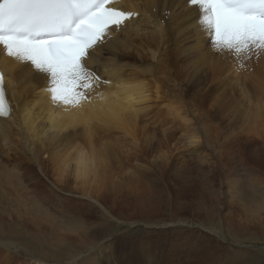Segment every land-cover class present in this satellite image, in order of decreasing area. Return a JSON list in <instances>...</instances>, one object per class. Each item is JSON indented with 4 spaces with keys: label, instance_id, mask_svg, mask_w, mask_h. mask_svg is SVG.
<instances>
[{
    "label": "bare ground",
    "instance_id": "obj_1",
    "mask_svg": "<svg viewBox=\"0 0 264 264\" xmlns=\"http://www.w3.org/2000/svg\"><path fill=\"white\" fill-rule=\"evenodd\" d=\"M113 4L140 16L109 33V42L91 53L87 63L112 84L90 76L78 103L53 101L50 74L0 45V69L14 109L10 119H0V264H55L46 253L18 254L16 231L10 229L16 221L17 229L28 227L25 234L71 247L62 264H101L102 254L107 264H156L155 254L168 240L153 223L166 212L172 214L170 224L179 226L196 222L195 214L217 221L208 228L198 220L208 232L192 227L188 235L170 239L172 264H190L191 258L196 264L214 262L219 249L213 252L209 232L223 240L226 233L264 238V49L238 56L213 47L190 0ZM232 90L243 97L241 107ZM236 100L240 110L232 112ZM186 141L201 150L181 156ZM55 203L76 224L74 232L57 225L56 215L45 209ZM93 212L122 225L147 222L148 236L138 243L145 258L127 255L132 242H99L98 230L89 227ZM5 230L12 235L3 242ZM154 232L156 237L149 236ZM245 253L236 249L233 260L244 264Z\"/></svg>",
    "mask_w": 264,
    "mask_h": 264
},
{
    "label": "snow or ice",
    "instance_id": "obj_2",
    "mask_svg": "<svg viewBox=\"0 0 264 264\" xmlns=\"http://www.w3.org/2000/svg\"><path fill=\"white\" fill-rule=\"evenodd\" d=\"M110 0H0V45L50 74L53 101L79 102L90 87L82 63L106 30L139 15L105 8ZM213 47L238 56L264 49V0H190ZM219 50V49H217ZM11 114L0 73V116Z\"/></svg>",
    "mask_w": 264,
    "mask_h": 264
},
{
    "label": "rangeland",
    "instance_id": "obj_3",
    "mask_svg": "<svg viewBox=\"0 0 264 264\" xmlns=\"http://www.w3.org/2000/svg\"><path fill=\"white\" fill-rule=\"evenodd\" d=\"M190 70H194L195 67L194 66H190L189 67ZM202 74H199L198 76H201ZM197 77V76H196ZM236 99L240 100V107L242 106V101H243V97H241L240 93H238L237 91L235 90H232L231 92ZM236 100V103H234L232 105V112H238L240 110V108L238 109L237 108V101ZM238 109V110H237ZM237 110V111H236ZM180 136V135H179ZM180 152H181V156L183 157H190L189 155L192 154L193 151H195V153H198L201 149L200 148H195L194 147H191L189 142H184L180 147ZM190 153V154H189ZM195 166V167H194ZM193 168V171H192V174L193 175H196L197 174V171H198V168H196V165H192ZM84 201H86L85 198H83ZM264 200V199H263ZM33 201V200H32ZM54 206V207H53ZM60 206V208H59ZM58 207V208H57ZM62 206L57 203L55 204H50V205H46V210H51L53 215H56L55 216V222L56 224H60V225H63V226H67L66 228L69 230V232H74V230L77 229V226L74 222H72L69 218H67V214H64L65 211L63 208H61ZM56 208V209H55ZM55 209V210H54ZM63 209V210H62ZM42 211V210H41ZM42 213V212H41ZM58 213V214H57ZM170 216H169V214ZM195 214V213H194ZM93 215H95L94 217H92L91 220H89V227L92 228V230H98V240L99 242L103 241V240H106L107 238H116L117 239V242H120L121 244L123 242H132L131 244L134 245V250L132 252H129L127 253V255H130L132 253H134L135 255H137L141 260H143L145 258V255H144V252H143V249H140L141 246L139 245L140 244V241L142 238H145L148 236V234H146V229H148V226H146V223L147 222H144L142 224H140L139 222L141 221H130L128 224H124L122 225V223H120L119 221H115V220H101L99 219L98 217L96 216H99V213H96V212H93ZM186 215V214H185ZM187 215H190V214H187ZM67 216V217H66ZM172 214L170 212H166V215L165 217L163 218L164 220L162 221H155L153 224L155 225L156 223V226H158V228L162 229V230H165V239L168 240L167 243L164 244V246L162 247V249L155 254V258H154V261L156 262V264H172L171 262V258H170V251H171V248H170V244H171V241L170 239H173V237H176L177 234H179V238L181 236H184L186 235L187 232H191L190 229L193 227L194 229H196L195 231H205V232H208L207 229L208 228H216L217 226H215L217 224V221L216 222H213L215 220L213 219H205L203 220L202 219H199V217L197 216V214L194 215V218H195V221L199 220L198 222H202L204 223L206 226L205 227H208L206 229H204L203 227H200L199 225H196L198 224V222H194V221H185V223H182V224H185L184 226H179L177 222H173L172 224H174L175 226H173L172 224H170V222L172 221V218H171ZM184 216V215H182ZM180 216V217H182ZM179 217V221L181 220V218ZM122 218H125V217H122ZM127 218V217H126ZM193 218V219H194ZM133 220H137V219H133ZM167 223L168 226L166 227H161L163 223ZM201 220V221H200ZM203 220V221H202ZM213 220V221H212ZM183 221V220H182ZM206 221V222H205ZM212 221V222H211ZM17 222V221H16ZM16 222L13 224V226L10 228L13 232L16 231V234H14L13 236H15V238H12V240L20 245H18L20 247V251H19V255L21 254L22 257L24 256H31L29 258H32V257H41L43 256V254H47L49 257H55V260H52L54 261L55 264H62V261H66L67 257H68V252H71V247L69 246H66V247H57L56 245H54L52 243V240L53 239H49L48 237H45V236H40L36 233H29V234H25L24 232H27V226L26 225H21L18 229L16 228ZM64 222V224H63ZM69 224H68V223ZM107 222V223H106ZM136 222V224H134ZM92 223H95L96 225H93ZM109 223V224H108ZM148 223H152V221L148 222ZM196 223V224H195ZM214 223V224H213ZM177 224V225H176ZM187 224V225H186ZM74 225V226H73ZM82 226L85 227L84 224H81ZM98 225V226H97ZM212 225V226H211ZM72 226V227H71ZM169 226L173 227V228H169ZM214 226V227H213ZM14 227V228H13ZM69 227V228H68ZM88 227V225H87ZM16 228V230H15ZM24 228V229H23ZM180 228V229H179ZM181 228H183L181 230ZM192 228V229H193ZM8 229V230H10ZM20 229V230H19ZM86 229V227L84 228ZM193 229V230H194ZM198 229V230H197ZM8 230H5L4 231V235L2 237V241L3 242H6L5 240L11 238V235H12V231H11V234H10V231L8 232ZM100 231V232H99ZM112 231V232H111ZM114 231V232H113ZM153 231V230H152ZM179 231V232H178ZM181 231H183L182 234ZM7 232V233H6ZM119 232V233H118ZM145 232V233H144ZM222 234L224 235L225 234V231L222 230L221 231ZM143 233V234H142ZM174 233V234H173ZM181 233V234H180ZM187 233V235L189 234ZM8 234V235H7ZM24 234V235H23ZM33 234V236H32ZM141 234V235H140ZM209 236L211 237V239H213V243L215 245V248L213 249V252L216 250L219 251L218 252H215L216 254H214V256L216 257L215 258V261L214 262H211V264H223L225 261L227 264H242V263H238V262H235L234 259V252L236 251H240L241 249L247 251V254L245 253V255H243V261H244V264H253V262H255V264H264V238H262L261 240H257L256 237L254 238L253 235H251V233H242L240 234L239 236H237V239L232 237L231 235L229 234H225L223 237H224V240L221 239L218 235L214 234V233H211L209 232L208 233ZM23 235V236H22ZM127 235V236H126ZM17 236V237H16ZM25 236V237H24ZM30 236V237H29ZM120 236V237H119ZM136 238H135V237ZM142 236V238H141ZM145 236V237H144ZM149 236H154L156 237V234L155 232L152 234V235H149ZM231 236V237H229ZM248 236V237H247ZM19 237L20 240H19ZM106 237V238H105ZM119 237V239H118ZM126 237V238H125ZM135 239H134V238ZM140 237V238H139ZM247 237V238H246ZM252 237V238H251ZM25 238V241H22L23 239ZM45 238V239H44ZM124 238V239H123ZM129 238V239H128ZM133 238V239H132ZM5 239V240H4ZM215 239V241H214ZM240 239V240H238ZM244 239V241H243ZM256 239V241H255ZM31 240V241H30ZM46 240V241H45ZM122 240V241H121ZM196 241H201V238L200 239H195ZM263 240V241H262ZM139 241V242H138ZM251 241V242H249ZM136 242V244H134ZM221 244V246L217 247L216 246L219 244ZM237 242V243H236ZM29 243V244H28ZM33 243V244H31ZM110 243H113V242H109V246L111 245ZM139 243V244H138ZM240 243H243L241 245H238ZM248 243V244H247ZM120 244V245H121ZM223 244V245H222ZM29 245V246H28ZM140 247H139V246ZM246 245V246H245ZM28 246V247H26ZM31 246V247H30ZM88 246V245H87ZM52 247H54L55 249L53 250ZM139 247V248H138ZM221 247V248H220ZM63 248V249H62ZM224 248V249H222ZM32 249V250H31ZM189 250V248H187ZM31 250V251H30ZM113 250H114V245H113ZM190 250H193V248L190 247ZM25 251V252H24ZM73 251V250H72ZM82 251V249L80 250ZM80 251H75L76 253L75 254H78L80 253ZM224 251V252H223ZM250 251H252L250 253ZM28 252V253H27ZM31 252V253H30ZM90 250L87 251V253H89ZM221 254H220V253ZM226 252H228L227 255ZM86 253V252H85ZM120 253V252H119ZM191 253V252H190ZM218 253V254H217ZM231 253H233L231 255ZM45 254V255H46ZM54 254H58L59 257L57 258V256H55ZM186 254V253H185ZM224 254V255H223ZM187 255V254H186ZM227 255V256H226ZM220 258H219V257ZM224 256V257H222ZM27 258V259H29ZM88 256H86L85 258L83 259H87ZM219 258V260H218ZM230 259H232V261H230ZM249 259V260H248ZM104 260V261H103ZM179 260V258H178ZM97 261L98 263L101 262V264H107V258L105 257V254H102L99 258H97ZM103 261V262H102ZM195 261V262H194ZM199 260H196V259H190V264H196ZM234 262V263H232ZM64 264H67V263H64ZM177 264V263H176Z\"/></svg>",
    "mask_w": 264,
    "mask_h": 264
}]
</instances>
